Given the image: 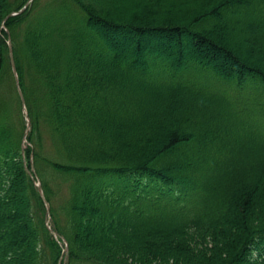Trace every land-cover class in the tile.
<instances>
[{
    "label": "trees",
    "instance_id": "obj_1",
    "mask_svg": "<svg viewBox=\"0 0 264 264\" xmlns=\"http://www.w3.org/2000/svg\"><path fill=\"white\" fill-rule=\"evenodd\" d=\"M63 241L264 264V0H0V264Z\"/></svg>",
    "mask_w": 264,
    "mask_h": 264
},
{
    "label": "rangeland",
    "instance_id": "obj_2",
    "mask_svg": "<svg viewBox=\"0 0 264 264\" xmlns=\"http://www.w3.org/2000/svg\"><path fill=\"white\" fill-rule=\"evenodd\" d=\"M2 30H5V26L3 25V28H2ZM6 31V30H5ZM125 31H127V30H125ZM132 36V35H131ZM166 39V38H165ZM165 43H166V45L171 49V50H176L175 49V46H171L170 45V40L169 39H166L165 40ZM10 44V43H9ZM22 110H23V114H24V120H26V118H25V108L23 107L22 108ZM32 172H33V170H32ZM49 205V204H48ZM46 206V205H45ZM46 222H47V224H49V225H52V219H51V216H50V214H49V212H48V214H46ZM50 227V226H49ZM61 246H63V250H62V255H61V260L59 261L60 262V264H65V262L67 261V254H66V246H65V243H64V241L61 243Z\"/></svg>",
    "mask_w": 264,
    "mask_h": 264
},
{
    "label": "water",
    "instance_id": "obj_3",
    "mask_svg": "<svg viewBox=\"0 0 264 264\" xmlns=\"http://www.w3.org/2000/svg\"><path fill=\"white\" fill-rule=\"evenodd\" d=\"M27 6V3L18 11V12H21L24 8H26ZM18 12H13L11 13V15H15L17 14ZM10 49V56H11V63H12V67H13V72H14V75L16 76V70H15V66H14V62H13V59H12V50H11V47L9 48ZM17 79V77H16ZM18 82V81H17ZM18 90H19V87H18ZM19 94H20V98L22 100V104H24V100H23V96H22V93L21 91L19 90ZM26 134V131L24 133V135Z\"/></svg>",
    "mask_w": 264,
    "mask_h": 264
}]
</instances>
